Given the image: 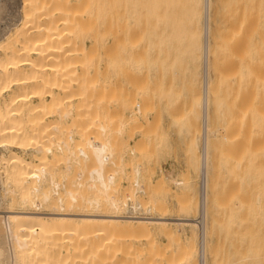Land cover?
I'll return each mask as SVG.
<instances>
[{"label":"bare ground","instance_id":"bare-ground-1","mask_svg":"<svg viewBox=\"0 0 264 264\" xmlns=\"http://www.w3.org/2000/svg\"><path fill=\"white\" fill-rule=\"evenodd\" d=\"M2 4L3 2L0 0V11L3 8ZM213 4L214 1L212 2V0H21L19 9L24 13V16L17 20L18 23L15 22L17 24L13 29H9L11 28L9 27L8 30H4L6 26H2V30H0V160L8 168L7 184L2 187L4 192L1 190L3 192L1 193L0 191V264H90L91 252H87L92 248L86 245L85 241L89 238H94L97 241L98 238L101 239L102 237L108 240L106 243H108L107 250L109 252L103 250L108 257L105 259H110L112 255L110 250L112 251L114 247L112 242L120 234L129 238L126 244L130 242L128 246H124L125 249L122 247L124 251L122 248V251L117 248L118 251L124 252L122 257L124 264H162L160 259L158 263L160 253L157 243L154 245L153 241L154 236L158 233L165 234L169 240L184 238L178 251L174 253V256L165 260L167 262L164 264H209L211 250L207 249L208 243L206 245L208 233H206V205L203 207L204 220L201 228L193 220L194 217L190 213V210H195L197 204L188 199L183 205V212L177 215L159 212L162 206L155 199H149L146 202L147 205L144 206L138 199L139 194L145 193L141 184L139 165L134 167L133 189H127L126 185L127 191L125 192L123 187L124 192L122 191L123 194H121V177H127L123 155L126 147L122 146V138L127 131L125 128L128 122L127 119H120L122 113H118L116 123L114 126L112 125L113 130L108 122L106 124L97 121L98 133L90 135L88 128L92 126L97 116V107L93 106V104H97L93 103L95 101H93L95 94L93 82L95 81L92 79L94 77L92 73L89 75L85 70L82 71L83 73L80 71L86 67L82 66V60L86 57V53L83 51L84 43L82 44L84 41L82 40L87 38L82 39L85 36L83 32H90L89 36L92 35L93 37L99 34L97 32L102 26V31H104H99V37L95 36L99 39L98 43H101L106 36L111 35L112 37L117 33V31L114 33L113 30L114 35L110 32L105 35L104 33L107 31L104 28H113L118 32L125 30L126 32L128 20L131 17L132 21L129 24H134V26L131 25L132 27H136L135 25L140 27L142 24V29L149 27L151 16H155L153 19L161 17L162 20L164 18L163 22H159L164 23L165 27L162 24L161 26L165 30L168 22H172L174 16L177 19L180 18L179 16L185 15L189 28L187 39L188 43L192 45L190 59L194 60L197 66H201L200 71H195V74H200L202 78V97L200 96L199 105L202 112L200 120L202 125L201 159L198 166L199 174L204 176L207 204L208 173L209 169L210 171L212 169L209 167L208 137L213 134L215 137V133L211 132L208 127L210 101V93L208 94L210 87L208 88V86H210L209 78L212 76L210 73V64H212L210 61V59L212 60V56L210 57V34L211 27L213 28L211 24V13H213L211 7ZM148 12L150 15L152 14L150 19L147 18ZM154 12L156 13L154 14ZM140 14L149 19L148 24L142 23L145 21L140 19ZM168 16L169 18L172 16V19L168 20ZM133 17L139 19H133ZM182 17L181 19L184 21ZM137 20L142 21L140 25ZM154 21L156 23L152 21L153 23L150 25H159L160 29L158 26L155 29L158 28L162 32L163 29L157 23L158 21ZM171 22L170 24L173 25L174 23ZM172 25H170L171 28ZM176 25L173 27H176L175 33L177 35L173 33L174 36L172 39L170 38L169 42L173 40V43L178 44L174 39L181 34L179 30L181 26ZM180 25H182L181 21ZM129 30L131 29L129 28ZM157 31V36H159L160 33ZM173 31L172 29L171 32ZM74 32H80L78 33L81 35L80 37L76 33L72 36L75 39L78 37L82 39L81 43H78V45L82 44V47L79 45L74 48L73 44H70L68 37ZM121 32L119 34H122ZM131 32L133 33V28ZM131 32L130 35H132ZM140 32L142 35V30ZM149 33L150 30L146 31L145 35H149ZM126 34L129 33L126 32ZM126 34L124 33V37L119 35L124 39V42L118 37V34L114 39L112 37V40L116 42L114 41L115 38H119L118 43H121L123 48H126L125 45H127L129 49L132 47L128 45L130 43L135 44L136 41L131 38L132 40L130 39L131 41L129 40L128 43L127 38L131 36ZM173 34L171 33V36ZM75 35L78 36L75 37ZM145 35L146 38L148 35ZM164 35L166 34L164 33ZM101 36H105V38L102 39ZM140 37H137V41ZM144 37L141 38V45L146 43ZM96 38L92 39L95 40ZM156 38L158 39V37ZM157 39L154 46L157 44ZM153 40L155 41L154 38ZM160 42L161 40L158 41L159 45L163 44ZM122 43L126 44L122 45ZM115 44L113 45L115 48L120 46L119 44L115 46ZM93 45L92 48L94 49ZM159 45L156 46L159 47ZM163 45L161 46L163 47ZM80 47L81 50L83 49L82 52L78 49ZM135 47L133 49H136ZM89 49L92 50L91 52L95 50L89 47L86 49V52L89 51V56L85 60L87 62L89 59L88 63L93 56ZM168 49L169 46L167 45L166 50ZM119 50L120 48L117 51ZM78 62L83 68H79L77 75L75 63ZM40 66L42 67L40 68ZM119 69L120 73L122 68ZM123 70L125 72V68ZM41 73L44 76H41ZM38 77L42 78L41 84L37 82ZM52 85H56L61 93L55 94L52 91L54 89L51 87ZM46 86H50L49 92L46 88L43 89ZM75 86L77 89H74ZM40 89L45 91V94ZM12 90L14 93L9 95L7 100L3 98L6 93ZM200 98L197 99L200 100ZM32 99H35L36 102H31ZM196 103L199 102L196 100ZM196 103H192V105L194 104L192 108H194L191 111L198 108L195 107ZM97 106L100 105L97 104ZM121 110H123V106ZM134 111L136 115L142 113L139 103L135 104ZM46 115L55 117V120L49 123L47 121L44 124V116ZM114 118L113 120H115ZM81 126L82 131L79 129ZM76 130L81 132L83 136V143L81 141L82 144L80 143L81 145L78 146L77 150L73 148V145L78 141L80 142L82 137L78 134L81 138L75 140ZM18 151L28 154L26 155L28 158L23 157V154L20 155ZM61 162L65 164L63 168L58 167ZM185 181H176V183L183 185ZM197 210H199V203ZM170 225L180 226L170 227ZM194 226L197 227V247L195 245L197 236L195 237ZM64 227L67 229L68 236L75 235L77 239H80L77 241L78 243L85 240L84 242L81 241L83 245H80L81 243L73 245L70 242L72 248H67V253L65 251L52 253V251V255H49L48 250L51 249L46 247V243L50 241L48 238L56 236V231H61ZM187 227L191 230L189 232L191 233L190 237L187 236L189 233L187 235L185 233ZM79 235L87 239L80 238ZM120 236L118 237L121 238ZM92 239L87 242L96 245L97 243L92 242L95 241ZM142 240L146 241L147 246L142 248L141 245V248H137L136 242ZM102 243L104 244V242ZM78 246H83V249H86L83 250ZM74 248L77 251L71 250ZM99 248L94 247L97 251ZM196 248L197 260L195 259ZM82 250H86V252H82ZM103 251H99V256H105ZM82 253L86 257L85 261L81 260ZM94 254L98 253L95 251ZM96 256L98 257V255ZM87 258H90L89 263L86 261ZM101 259L102 261L105 260ZM97 260L91 261V264H99ZM110 261L107 260V264H114V261L111 263Z\"/></svg>","mask_w":264,"mask_h":264},{"label":"rangeland","instance_id":"rangeland-1","mask_svg":"<svg viewBox=\"0 0 264 264\" xmlns=\"http://www.w3.org/2000/svg\"><path fill=\"white\" fill-rule=\"evenodd\" d=\"M213 1L214 4L211 7L213 10L211 11L213 12L211 13V24L213 28L211 27L212 31L210 34V57L212 56V60L210 59L212 61V64H210V73H212V76L209 78L210 86H208V88L210 87V91L208 90V94L210 93L208 127L211 132L215 133V137L214 134L208 137L210 154L209 167H212L211 171L209 169L210 175L208 173L209 182L207 184L208 195L206 204V233L208 232L206 236V245L208 243V248L207 246L206 248L211 250V253H208L210 255L209 264H264V0H239V8L241 5H245V3L248 6L247 14L242 17L239 16V18L236 15V0ZM2 2L4 5L2 4L3 8L0 11V30H2V26H6L4 30H8L9 27H11L9 29H13L18 23L17 20L21 16H24V13L19 9L21 0H2ZM148 14L147 18L152 15H150V12ZM154 17L151 16V19ZM174 17L173 19L171 18L174 23L173 25L177 24L176 26H178L179 24L181 26V28L179 27L181 34L177 31L179 34L177 37L175 33L176 27L174 28L170 24L171 21L168 23L172 25V28L166 23L168 26L164 30V23L159 22L164 18L162 20L160 19L161 17H158L159 19H153L152 21H158L157 23L160 26L162 24L163 27L161 26V29L163 30L160 32L159 25H150L153 23L150 18L151 23L148 24L149 19L142 17L141 14L140 19L142 18V21H147L146 23L141 22L144 25H149L148 28L142 29L141 22L137 20V22H140L138 24H141L140 27L143 36L138 25L132 27L134 24H131L132 26L129 24L132 21V17L128 20V26L130 25L129 28L131 30L133 28V33L129 30L128 26L126 32L129 34H126L125 30L122 32L119 31L123 35L119 34L118 30L113 28H104L107 31L104 33L105 35L107 33L109 34V32L111 34L117 31L115 35L114 33L112 34L114 35L112 36L113 39L117 34L118 37H120L119 35L124 37V33L131 36H128L129 38L126 37L128 39L127 42L132 38L136 43H130L132 46L130 44L128 45L132 47L129 48L132 49L130 51L127 45H125L126 48H123L124 46L122 47L120 45L121 43H118L119 38L116 37L117 39L115 38L114 40L116 42H113L111 35L106 36V38L105 36L102 37V35L101 37L102 39L105 38V41H101L102 45L98 43L99 39L96 37L100 36L102 26L100 28L101 30L99 29L97 32L99 34L95 35L96 37L89 36L90 32H83L85 36L82 39L87 38L82 40L79 38L81 35L78 33L80 32H74L70 34L68 37L70 40H68L70 44H73L74 48H77L79 45L81 46L83 43L84 46L86 44L85 47L82 45L84 49L82 50L86 53L87 58L89 51L86 52V49L88 47L93 49L92 43H95L93 45L95 50L93 49L94 51L91 52L92 50L89 49L93 55H90L92 56V60L90 59L89 61L90 63H88L89 59L87 62L85 61L87 59L86 57L82 60V66H86L85 68L80 65L81 63H75L77 65L75 68L77 75L80 70L79 68L82 67L83 70L81 69L80 73H83L82 71L85 70L86 73L89 75L92 73L94 76H91L95 81H92L95 86L93 101L95 100L97 102L94 101L93 103H97L100 106L93 104V106L97 107V116L92 126L89 127L90 129L88 128L90 135L92 133L93 135L94 133L95 135L98 133V126L96 125L98 122L109 123L108 125L113 130V126L117 120L116 118L119 116H117L118 113H122L119 117L120 119H127L128 124L125 128L127 131H125L126 135L124 133V137L122 138V146L124 148L126 147L123 155L126 164V176L128 178H125V176L121 177V194L124 191L126 192L127 189H133L132 179L134 167L139 165L141 168V184L145 193L139 194L138 199L144 206L147 205L146 202L149 199H155L162 206L159 212L177 215L183 212V205L188 199L197 204V207L193 210L194 212L190 210L192 217H195L198 212L200 177L198 165L201 159L200 137L202 133L200 121L202 112L199 106L201 101L200 96L202 95V78L200 74L196 75L195 71H200L201 66H197L194 60L190 59L192 45L188 43L187 39L189 28L185 15L183 17L179 16L180 18L177 19ZM181 17L184 18V21H182ZM135 18L137 19L138 17ZM135 18L133 17V19ZM170 18L168 20H171ZM180 21L182 25H180ZM134 23L136 24V22ZM157 26L159 28H157L160 33L159 36L156 33L157 29H155ZM147 29L150 30V33H153L154 30L156 31L153 33L154 35L150 33L149 35H145V32L148 31ZM172 29L174 30L173 32H171ZM184 32H186L184 34L186 36L183 35ZM75 33L79 35V39L73 37ZM171 33L176 34L174 40L178 44L173 43V40L169 42L174 36V34L171 36ZM78 35H75V37ZM139 35L142 37L148 35V38H143L146 39L147 44L144 40V44L141 45L140 41H142V37ZM169 35L171 37H168ZM154 36L158 37V39ZM183 36L185 39H183ZM137 37H140L141 40L139 39L137 41ZM92 38H96L95 40L97 41L95 42ZM120 39L124 42L122 37ZM156 39L157 44L155 46H158V41L161 40L163 44L165 43L163 45L160 42L164 49H162L163 47L161 45L159 47L154 46ZM81 40L84 42L78 45L79 42L81 43ZM148 41L151 43L149 44ZM114 43L120 46H116L115 44V48L113 47ZM124 44L122 43V45ZM167 45L169 46L168 50H166ZM81 47L78 48L80 52H82ZM118 47L120 48L119 51H117L119 49ZM133 47L136 49H133ZM124 51L127 53H124ZM94 56L96 57L94 58ZM80 57L83 58L81 55ZM132 62H135V64H132ZM118 68H122L120 73ZM124 68L125 72L123 70ZM41 76H44L43 73H41ZM41 79L38 77L37 82L40 83ZM49 87L42 88H46L49 92ZM51 87L54 88L52 91L55 94L61 93L56 85H52ZM14 91L18 92L19 90ZM42 92L45 94V91ZM13 93L12 90L6 93L4 95L6 97L3 96V98L7 100L8 96ZM116 95L118 96L116 97ZM197 98H200V100ZM196 100L199 102L198 104ZM31 102H36V100L32 99ZM193 102L196 103L195 107H198V110L194 109L195 111H191L194 108H192L194 105H192ZM136 103L140 104L142 111V113L137 115L134 113ZM122 106L123 110H121ZM130 116L132 117L130 118ZM44 117V124L47 121L49 123L55 120L53 116L46 115ZM128 117L133 121H130ZM79 129L82 131V126ZM78 134L82 139H80L81 137ZM75 138L76 141L80 139V142L78 141L73 145V148L77 150L78 146L83 143L82 133L76 130ZM18 152L20 155L23 154V157L28 158L26 156L28 154L25 152ZM5 165L0 160V191L2 190L3 192L4 189L2 187L7 184L6 174L8 168ZM64 166L65 164L63 162L58 164L59 168H63ZM183 180H186L184 182L185 185H178L176 183V181L182 182ZM125 186L127 189H125ZM2 191L1 193H3ZM174 226L180 225H170V227ZM195 226L194 231L196 232V237L197 227ZM189 230L188 227L185 229L186 235L191 232ZM56 232V236L51 234L53 236L52 238L50 236L51 239L48 238L49 236L47 237L48 241H51L46 243V247L48 246L47 249H51L48 250L49 255H52L54 252L63 253L65 251L67 253V248H72L70 242L73 245L79 243L83 245L82 242L85 241L81 240L82 242L79 241L78 243L77 241L80 239H77L75 235L68 236L65 227L61 231L57 230ZM110 233L112 234V231ZM158 234L154 236L153 241L154 245L157 243L160 253L158 263L161 260V263L164 264L167 262L165 260L174 256V253L178 251L184 238L180 237V240H169L165 234ZM190 234L187 236L190 237ZM120 235H117L115 239L112 236L114 239L112 244L116 248L112 246L114 249L112 248V251L110 250L112 254L110 257L111 261L110 259H105L107 253L104 251H108L107 239L100 236L103 239L98 238L101 240L100 244H98L100 240L97 238V241L94 238L95 241H92V238L86 240L85 244L92 248L89 251L87 249V253L91 252L90 255L92 258L90 264L91 261L94 262L98 258H100V261L97 260L99 264L102 261L101 258L103 260L105 259L102 261L103 264H107V260L110 263L114 261V264H124V259L122 258L124 252H120L118 249L122 251L123 248L125 249L124 246H128L130 242L126 244L129 238L124 234ZM79 236L83 238L81 235ZM105 237L107 238V236ZM84 238L87 239L86 237ZM90 239L97 244L93 245V243L87 242ZM197 240L198 236L195 239L196 247L198 245ZM97 245L101 247L99 248ZM141 245L142 248L146 247V241L136 242L135 246L141 248ZM94 247L96 249L99 248V251L105 249L103 251L105 256H99L100 252L94 249ZM75 248L71 250L81 251ZM80 248L83 249V246ZM83 250L82 252H86V250ZM95 251L98 254H94ZM115 253L116 255H114ZM120 253L122 254L120 255ZM96 257L97 259H95ZM85 258L83 256L81 260L85 261ZM89 259H86L88 263Z\"/></svg>","mask_w":264,"mask_h":264},{"label":"built area","instance_id":"built-area-1","mask_svg":"<svg viewBox=\"0 0 264 264\" xmlns=\"http://www.w3.org/2000/svg\"><path fill=\"white\" fill-rule=\"evenodd\" d=\"M198 203H199V210L196 216L193 218V220L201 228L204 220L203 207L204 205H206V192H205L203 174L200 175V179H199Z\"/></svg>","mask_w":264,"mask_h":264},{"label":"crops","instance_id":"crops-1","mask_svg":"<svg viewBox=\"0 0 264 264\" xmlns=\"http://www.w3.org/2000/svg\"><path fill=\"white\" fill-rule=\"evenodd\" d=\"M239 0H236V15L240 17L244 16L245 14H247V11H248V6H247V3H245V5H241L240 8H239ZM239 11H240V14H239ZM247 82V81H246Z\"/></svg>","mask_w":264,"mask_h":264}]
</instances>
